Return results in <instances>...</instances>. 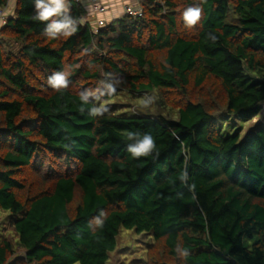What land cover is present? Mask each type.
<instances>
[{
  "label": "trees",
  "instance_id": "trees-1",
  "mask_svg": "<svg viewBox=\"0 0 264 264\" xmlns=\"http://www.w3.org/2000/svg\"><path fill=\"white\" fill-rule=\"evenodd\" d=\"M37 3L0 30V264H108L122 229L153 237L140 264H264V129L217 128L263 111L264 0L141 1L98 31L80 0ZM125 90L176 119L102 108Z\"/></svg>",
  "mask_w": 264,
  "mask_h": 264
},
{
  "label": "rangeland",
  "instance_id": "rangeland-1",
  "mask_svg": "<svg viewBox=\"0 0 264 264\" xmlns=\"http://www.w3.org/2000/svg\"><path fill=\"white\" fill-rule=\"evenodd\" d=\"M3 26L0 24V30ZM101 29V28H100ZM100 87H104V83H100ZM198 98L197 96H194ZM102 108H108L111 112L127 113L134 115H149L153 117H165L168 119H176L173 117L166 105L164 99L154 94H136L127 90L118 91L112 100L102 104ZM217 128L220 134L224 136L236 135L239 133L240 139L257 129H264V108L263 111L252 120L233 117L230 121H218ZM24 176L30 180H34L37 174L32 169L26 170ZM42 176H44L42 174ZM46 177V176H44ZM47 178V177H46ZM9 213H0V237L6 236L14 239L15 235L12 231ZM154 239L150 234H139L134 230L122 229L118 238L117 246L114 252L110 254L108 264H140L146 263L149 251L154 247ZM22 253L21 251L19 252ZM161 257V255H160Z\"/></svg>",
  "mask_w": 264,
  "mask_h": 264
},
{
  "label": "crops",
  "instance_id": "crops-1",
  "mask_svg": "<svg viewBox=\"0 0 264 264\" xmlns=\"http://www.w3.org/2000/svg\"><path fill=\"white\" fill-rule=\"evenodd\" d=\"M141 0H104L107 11L104 14H97L93 11L90 0H80L84 6V21L89 23L93 29H100L107 24L125 16L128 9L137 11L141 8ZM67 0H62V6L66 7Z\"/></svg>",
  "mask_w": 264,
  "mask_h": 264
},
{
  "label": "clouds",
  "instance_id": "clouds-1",
  "mask_svg": "<svg viewBox=\"0 0 264 264\" xmlns=\"http://www.w3.org/2000/svg\"><path fill=\"white\" fill-rule=\"evenodd\" d=\"M37 9L39 10L38 19L40 20H47L50 17H53L54 15L58 14L61 7H62V0H50V3L48 5H45L43 3H37L36 5ZM199 10H193L189 9L184 14V18L186 21L194 23L196 19L199 18ZM65 25L62 23H56L53 21V23L50 25V31L52 29L59 31L60 29L64 28ZM64 84L63 77L57 76L54 85L59 87ZM153 146V141L151 137H146L141 143L136 145L135 147L131 148L130 151H132L136 155L147 153L151 147Z\"/></svg>",
  "mask_w": 264,
  "mask_h": 264
},
{
  "label": "built area",
  "instance_id": "built-area-1",
  "mask_svg": "<svg viewBox=\"0 0 264 264\" xmlns=\"http://www.w3.org/2000/svg\"><path fill=\"white\" fill-rule=\"evenodd\" d=\"M14 1L15 0H8L6 6L0 8V24L2 26H6L10 13L12 9L14 8ZM92 4L93 11L97 14H104L107 11V8L104 4V0H90ZM129 15H134V16H142V8H140L137 11H134L132 9H128L127 13ZM84 21V18H83ZM85 22V21H84ZM95 31H98V29H94Z\"/></svg>",
  "mask_w": 264,
  "mask_h": 264
},
{
  "label": "water",
  "instance_id": "water-1",
  "mask_svg": "<svg viewBox=\"0 0 264 264\" xmlns=\"http://www.w3.org/2000/svg\"><path fill=\"white\" fill-rule=\"evenodd\" d=\"M141 1H147V0H141Z\"/></svg>",
  "mask_w": 264,
  "mask_h": 264
}]
</instances>
